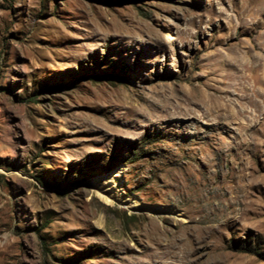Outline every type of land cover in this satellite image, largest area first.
I'll return each mask as SVG.
<instances>
[{"label": "rangeland", "instance_id": "obj_1", "mask_svg": "<svg viewBox=\"0 0 264 264\" xmlns=\"http://www.w3.org/2000/svg\"><path fill=\"white\" fill-rule=\"evenodd\" d=\"M0 264H264V0H0Z\"/></svg>", "mask_w": 264, "mask_h": 264}, {"label": "bare ground", "instance_id": "obj_2", "mask_svg": "<svg viewBox=\"0 0 264 264\" xmlns=\"http://www.w3.org/2000/svg\"><path fill=\"white\" fill-rule=\"evenodd\" d=\"M113 175L114 176H119L120 175V169L119 170L118 169L114 170ZM103 197L105 198L106 201H110V199L108 197H106V196H103ZM119 200H121V202L127 203L131 207H139V206H141V203L137 199H134V198H124V197L119 196Z\"/></svg>", "mask_w": 264, "mask_h": 264}]
</instances>
